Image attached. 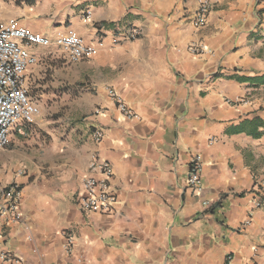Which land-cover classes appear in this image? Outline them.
<instances>
[{
  "label": "crops",
  "instance_id": "0c3cea01",
  "mask_svg": "<svg viewBox=\"0 0 264 264\" xmlns=\"http://www.w3.org/2000/svg\"><path fill=\"white\" fill-rule=\"evenodd\" d=\"M65 1L58 20L36 9V22L19 23L51 39L73 30L98 51L69 63L55 45L30 47L25 83L39 113L0 149V185L18 184L28 227L0 217V252L21 264H264V0H211L200 29L185 17L197 0ZM194 42L210 52L192 54ZM194 153L200 194L185 183ZM96 154L113 168L109 214L75 202Z\"/></svg>",
  "mask_w": 264,
  "mask_h": 264
},
{
  "label": "built area",
  "instance_id": "2783aa9c",
  "mask_svg": "<svg viewBox=\"0 0 264 264\" xmlns=\"http://www.w3.org/2000/svg\"><path fill=\"white\" fill-rule=\"evenodd\" d=\"M212 7L211 0H197L193 12L185 15L186 20L193 28L200 29L207 23ZM82 11L84 19L91 18L90 6H86ZM1 13L0 2V149H4L9 144L11 136L15 133L24 134L25 127L31 124L39 113L38 103L29 95L25 83L26 70L37 60L36 54L30 51V47L55 45L65 55L69 63H77L95 56L98 51V42H88L73 30H59L51 39L42 32L20 24L16 18H3ZM138 35L139 30L132 28L127 31L125 37L133 40ZM187 49L195 55L210 52L207 46L199 42L189 44ZM107 95L125 118L133 119L135 117L132 109L114 88L108 87ZM225 101L231 103L228 99ZM92 135L94 140L100 141L103 135L102 130L95 129ZM187 168L186 186L200 194L202 191L201 155L192 154ZM88 170L89 174L82 178L76 191V204L84 213H112L116 203V194L110 184L113 175L112 165L108 160L96 154L90 160ZM260 182H264V178ZM254 193L256 194L253 197V204L260 207L259 190L256 189ZM201 204L205 207L210 206V202L206 199L202 200ZM0 217L7 222L28 227L27 218L20 206V189L15 182L0 185ZM249 222L250 220H247L243 226ZM74 244L73 235L65 232L63 247L66 252L71 253ZM0 259L9 264H21L19 257L8 252H0Z\"/></svg>",
  "mask_w": 264,
  "mask_h": 264
},
{
  "label": "rangeland",
  "instance_id": "374dc122",
  "mask_svg": "<svg viewBox=\"0 0 264 264\" xmlns=\"http://www.w3.org/2000/svg\"><path fill=\"white\" fill-rule=\"evenodd\" d=\"M2 7V14L5 9H14L18 12L16 19L26 20L30 22H36V9L40 11L39 17L43 20L53 19L58 20L59 14H61V6L65 3V0H0ZM61 4V5H60ZM31 29L33 27L29 26ZM129 68L126 63L120 65V75L125 76ZM112 74V73H111ZM115 76V75H114Z\"/></svg>",
  "mask_w": 264,
  "mask_h": 264
}]
</instances>
